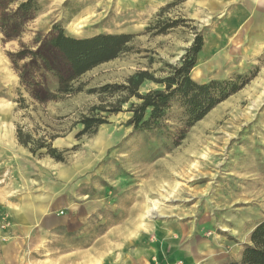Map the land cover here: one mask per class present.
I'll return each instance as SVG.
<instances>
[{
	"label": "rangeland",
	"instance_id": "374dc122",
	"mask_svg": "<svg viewBox=\"0 0 264 264\" xmlns=\"http://www.w3.org/2000/svg\"><path fill=\"white\" fill-rule=\"evenodd\" d=\"M253 2L0 0V264L240 260L264 219V23ZM60 30L76 40L132 39L72 79L50 45ZM196 36L203 46L191 78L242 76L238 92L188 128L174 105L159 130H133L132 98L81 133L102 86L137 71L165 77ZM61 77L67 94L57 92ZM157 89L145 81L139 93ZM138 254L148 261L137 263Z\"/></svg>",
	"mask_w": 264,
	"mask_h": 264
},
{
	"label": "trees",
	"instance_id": "16d2710c",
	"mask_svg": "<svg viewBox=\"0 0 264 264\" xmlns=\"http://www.w3.org/2000/svg\"><path fill=\"white\" fill-rule=\"evenodd\" d=\"M26 6L22 4L20 7ZM163 33V31L159 32ZM132 39L131 35H100L90 39L76 40L67 37L60 30L50 41L52 48L69 64L73 78H78L92 68L102 63L116 59L125 51L126 44ZM203 41L200 36L195 40L185 54L175 65H168L169 72L161 79H154L146 71H137L128 77L123 84H106L97 92L100 104L92 106L86 115L81 116L79 124L83 127L81 133H94L106 122V115H116L121 112L122 106L132 98L139 101L131 104L128 112L131 113L127 124L133 130L153 131L161 128V120L177 106L179 119L184 127L188 128L204 118L219 103L230 95L238 92L246 82L242 76H236L225 81H210L208 83L195 82L190 74L196 65L197 56L201 52ZM145 81H152L162 89L139 93L140 86ZM68 81L59 78L57 92L67 94ZM75 92V91H74ZM105 100H110L105 102ZM17 139L21 144L20 132ZM44 146L38 145L36 149ZM55 149L47 146V154L54 159ZM34 152V150H32ZM227 264H264V219L261 220L250 234L247 244L238 262Z\"/></svg>",
	"mask_w": 264,
	"mask_h": 264
},
{
	"label": "bare ground",
	"instance_id": "6f19581e",
	"mask_svg": "<svg viewBox=\"0 0 264 264\" xmlns=\"http://www.w3.org/2000/svg\"><path fill=\"white\" fill-rule=\"evenodd\" d=\"M252 4H255V9H256L255 15L258 18L257 22L259 25H262L264 23V0H254ZM256 5H260L263 8L256 7ZM155 210L156 209L154 207L149 208L146 211V215L151 217V213L153 214Z\"/></svg>",
	"mask_w": 264,
	"mask_h": 264
},
{
	"label": "crops",
	"instance_id": "0c3cea01",
	"mask_svg": "<svg viewBox=\"0 0 264 264\" xmlns=\"http://www.w3.org/2000/svg\"><path fill=\"white\" fill-rule=\"evenodd\" d=\"M19 217H21V216L19 215ZM199 246H200L201 249L204 248L203 243L199 244ZM201 249H200V250H201ZM200 250H198V251H200ZM147 261H148V259L145 257V255H139V254H138V256H137V260H136L137 263H144V262H147ZM148 263H149V262H148Z\"/></svg>",
	"mask_w": 264,
	"mask_h": 264
}]
</instances>
